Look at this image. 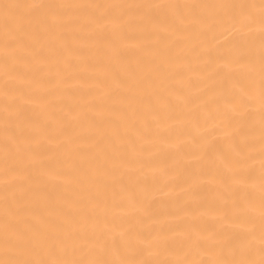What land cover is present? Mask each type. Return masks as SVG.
Masks as SVG:
<instances>
[{
  "label": "bare ground",
  "instance_id": "bare-ground-1",
  "mask_svg": "<svg viewBox=\"0 0 264 264\" xmlns=\"http://www.w3.org/2000/svg\"><path fill=\"white\" fill-rule=\"evenodd\" d=\"M0 264H264V0H0Z\"/></svg>",
  "mask_w": 264,
  "mask_h": 264
}]
</instances>
